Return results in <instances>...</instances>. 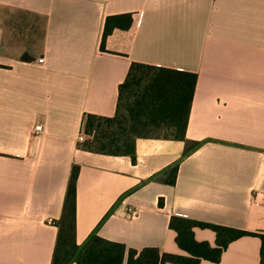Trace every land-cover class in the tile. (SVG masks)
<instances>
[{
  "label": "crops",
  "instance_id": "crops-1",
  "mask_svg": "<svg viewBox=\"0 0 264 264\" xmlns=\"http://www.w3.org/2000/svg\"><path fill=\"white\" fill-rule=\"evenodd\" d=\"M127 12L102 49L105 17ZM132 62L196 73L185 140L82 149L84 116L114 115ZM73 166L77 245L97 228L186 255L171 215L264 231V0H0V264H51ZM259 249L242 236L200 264H259Z\"/></svg>",
  "mask_w": 264,
  "mask_h": 264
},
{
  "label": "trees",
  "instance_id": "trees-1",
  "mask_svg": "<svg viewBox=\"0 0 264 264\" xmlns=\"http://www.w3.org/2000/svg\"><path fill=\"white\" fill-rule=\"evenodd\" d=\"M133 21L130 12L105 17L101 39L114 29H128ZM197 75L193 72L132 62L125 79L118 87L115 113L111 117L86 114L83 132L88 139L79 146L91 152L134 156L137 137H163L185 140V131ZM153 128L164 132L149 135ZM198 143L187 144L183 156ZM177 162L171 167L172 183ZM78 167L73 166L63 202L51 264H200L201 260L217 262L229 242L242 236H256L260 240L259 264H264V231L249 232L238 228L171 215L169 227L176 232L175 241L186 255L160 252L157 247L141 249L104 239L95 228L80 245L75 243V182ZM100 225V223H99ZM208 228L215 233V245L194 238L193 228Z\"/></svg>",
  "mask_w": 264,
  "mask_h": 264
},
{
  "label": "built area",
  "instance_id": "built-area-1",
  "mask_svg": "<svg viewBox=\"0 0 264 264\" xmlns=\"http://www.w3.org/2000/svg\"><path fill=\"white\" fill-rule=\"evenodd\" d=\"M39 61L41 62L42 61V59H39ZM40 125H36L35 126V130L36 131H39L40 130ZM85 138H86V135L84 134V132H83V127H82V130L79 132V134H78V136H77V140L79 141V142H83L84 140H85ZM135 213V211H132V214H134Z\"/></svg>",
  "mask_w": 264,
  "mask_h": 264
},
{
  "label": "rangeland",
  "instance_id": "rangeland-1",
  "mask_svg": "<svg viewBox=\"0 0 264 264\" xmlns=\"http://www.w3.org/2000/svg\"><path fill=\"white\" fill-rule=\"evenodd\" d=\"M146 133L149 134V135H161V134H164V132H162L161 130H158L157 128L156 129L150 128V129L147 130ZM86 139H88V136H86L85 140Z\"/></svg>",
  "mask_w": 264,
  "mask_h": 264
}]
</instances>
